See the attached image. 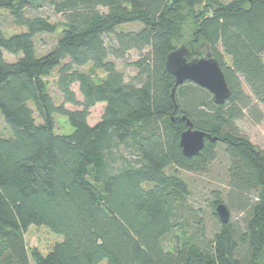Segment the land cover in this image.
Masks as SVG:
<instances>
[{"label":"trees","instance_id":"trees-1","mask_svg":"<svg viewBox=\"0 0 264 264\" xmlns=\"http://www.w3.org/2000/svg\"><path fill=\"white\" fill-rule=\"evenodd\" d=\"M46 1L65 22L53 47L38 55L35 35L58 30L32 13ZM0 9L25 28L5 34L0 16V113L12 132L0 135V264H31L30 257L34 264H264V148L236 124L262 120L264 0H0ZM184 9L197 26L185 45L188 58L209 46L231 91L223 103L195 82L176 84L166 69ZM130 23L140 27H121ZM131 50L138 52L136 72L126 79L115 60ZM86 64L89 70L79 69ZM54 69L58 105L46 79ZM96 70L104 75L97 78ZM97 103L103 111L91 125ZM55 115L67 119L70 133L55 131ZM183 117L215 138H205L193 156L179 145ZM217 144L228 157V186L255 194L243 228L229 218L209 240L178 233L188 188L167 169L204 172ZM32 224L62 239L44 254L30 253L24 233ZM168 234L170 249L163 244Z\"/></svg>","mask_w":264,"mask_h":264},{"label":"rangeland","instance_id":"rangeland-1","mask_svg":"<svg viewBox=\"0 0 264 264\" xmlns=\"http://www.w3.org/2000/svg\"><path fill=\"white\" fill-rule=\"evenodd\" d=\"M231 0H221V2H229ZM38 13L46 16L52 22L57 24L58 30L53 33H39L34 37L35 50L38 55H42L49 51L56 42L59 29L65 22V15L55 13L49 3L42 2L40 6L36 7L32 13ZM0 16L2 20V30L5 34L18 32L25 30L24 27L16 26L9 14L0 9ZM124 29H137L140 27L138 23L124 24L121 26ZM196 23L194 20V14L191 10L184 9L181 14L179 22L176 23L175 31L172 36V42L175 46L180 44L189 45L194 39L196 31ZM201 41V39L199 40ZM196 46V45H195ZM194 46V47H195ZM7 60L15 59V56L6 54ZM138 58V52L131 50L123 59H116V68L123 72L126 79H130L136 72L135 67L131 64ZM91 68L90 64L79 67L80 70L87 71ZM94 74L97 78L104 75L102 70H96ZM48 84V92L52 96L56 105L62 102V96L57 88V72L54 69L52 73L46 77ZM246 92L247 89L244 86ZM72 89L78 99H82L77 83L72 85ZM68 109H76L80 106H73L71 104H64ZM104 104L97 103L95 106L89 109V115L87 121L89 124L97 122L102 114ZM257 108L262 113V120L258 123L254 122L251 117L247 116L241 120H237L236 124L238 131L249 138V140L260 148H264V106L259 104ZM34 118L36 122L40 119L36 112H34ZM55 131L57 133H70L72 127L68 123L67 119L61 115H55ZM11 129L5 123L2 114L0 113V135H10ZM120 152L128 157L124 147L120 148ZM132 159V157H130ZM227 167L228 157L223 151V145L217 144V155L215 159L210 163L206 171L204 172H190L183 169H176L169 167L168 173L175 172L179 177L187 184L188 193L186 197L187 207L180 217L181 228H177L178 233L185 230L187 234H193L203 240H209L212 238L215 232L220 227V221L214 214L215 212V200L221 199L229 209V218L231 222L237 226L243 228L242 219L245 216L247 202L252 200L255 196L254 192L239 193L232 191L227 182ZM230 192V193H229ZM183 227V228H182ZM24 239L28 247L29 252L37 250L41 253H46L52 246L62 239L61 235L52 232L44 225H30L24 233ZM163 244L166 248L170 249L174 245L173 235L168 234L163 239ZM31 264H34L30 257Z\"/></svg>","mask_w":264,"mask_h":264},{"label":"water","instance_id":"water-1","mask_svg":"<svg viewBox=\"0 0 264 264\" xmlns=\"http://www.w3.org/2000/svg\"><path fill=\"white\" fill-rule=\"evenodd\" d=\"M206 48V52L200 57L188 58L189 49L185 45H179L170 51L165 59V66L168 72L174 75L176 84L185 80L195 82L207 89L216 103H223L230 96V88L225 80L218 61L213 57L209 46L200 45ZM171 97H174V88ZM185 120L186 129L180 134L179 145L185 156L196 155L204 146L205 138L214 141L210 134L193 127L189 119ZM216 214L222 223L229 220V210L223 203H218L215 208Z\"/></svg>","mask_w":264,"mask_h":264}]
</instances>
